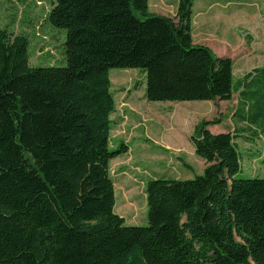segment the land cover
Instances as JSON below:
<instances>
[{"label": "trees", "instance_id": "16d2710c", "mask_svg": "<svg viewBox=\"0 0 264 264\" xmlns=\"http://www.w3.org/2000/svg\"><path fill=\"white\" fill-rule=\"evenodd\" d=\"M50 1L66 66H32L28 36L0 28V264H264V179L237 177L235 137L209 129L219 120L191 137L201 175L147 183V226L115 213L111 161L128 150L111 149L110 79L140 70L149 102H230L264 67L236 81L233 59L195 44L194 0L175 17L149 0ZM256 93H240L237 116L259 126Z\"/></svg>", "mask_w": 264, "mask_h": 264}, {"label": "rangeland", "instance_id": "374dc122", "mask_svg": "<svg viewBox=\"0 0 264 264\" xmlns=\"http://www.w3.org/2000/svg\"><path fill=\"white\" fill-rule=\"evenodd\" d=\"M252 1L253 8L260 10L259 13L254 10V13L263 18H258L259 30L257 34L253 33L254 37L249 35L248 38V30H242L231 37L230 43L209 41L221 50L230 51L234 57L236 81L248 72L264 67V0ZM175 3L177 0H150V10L172 16ZM51 8L50 0H0V28L9 29L14 35L28 36L30 64L35 67H64L67 64L64 53L66 30L54 29L48 23ZM235 18L229 23L234 24ZM240 20L250 31L255 29L256 25L250 23L256 22V17L243 15ZM245 48L255 52L240 53ZM110 79L116 102V111L111 117V149L126 147L128 150L111 161L116 197L114 211L127 225H148L146 187L150 180L193 179L204 172L206 163L195 154L191 143L196 126L203 120H219L218 124L209 127L213 133L229 132L235 137L242 164L238 178L264 179V131L261 128L264 124L259 123L260 127L252 125L237 116L248 111V105L239 104L244 89L260 93L255 96L257 112L264 106L260 96L264 95L262 78L255 79L257 83L251 88H241L230 102L160 103L146 100V80L140 70L112 69ZM250 82L251 79L247 81Z\"/></svg>", "mask_w": 264, "mask_h": 264}, {"label": "crops", "instance_id": "0c3cea01", "mask_svg": "<svg viewBox=\"0 0 264 264\" xmlns=\"http://www.w3.org/2000/svg\"><path fill=\"white\" fill-rule=\"evenodd\" d=\"M253 4L254 2L252 0H194L192 19V34L194 43L197 45L207 46L212 49L217 56L229 57L234 61V57L230 54V51L227 49L221 50L220 48L213 46L209 41H215L220 44L230 43L231 37L235 36V34H238V32L242 30H248L246 35L254 37L253 33H258L259 30L257 29L259 25L258 18H263L260 15H257L260 10L253 8ZM178 5L179 0L175 3V11L172 16L162 14L161 12L154 13L168 17H175ZM149 7L151 9L150 0ZM254 10L257 13H254ZM150 11L153 12L152 10ZM243 15L256 17V22L250 23L252 26L256 25L255 29L250 31L249 26H245V24L242 23L240 19H242ZM233 18L236 19L235 23L230 24L229 21ZM248 38H250V36ZM254 42L255 40L252 43ZM247 51V48H245L240 53L248 55L255 52L254 50ZM209 129L212 131L211 128ZM192 149L195 152V148L192 147Z\"/></svg>", "mask_w": 264, "mask_h": 264}]
</instances>
